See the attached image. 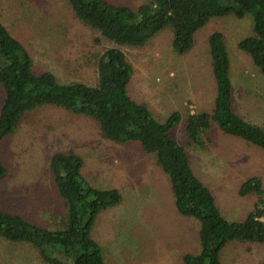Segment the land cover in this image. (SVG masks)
Returning <instances> with one entry per match:
<instances>
[{
	"label": "rangeland",
	"instance_id": "rangeland-1",
	"mask_svg": "<svg viewBox=\"0 0 264 264\" xmlns=\"http://www.w3.org/2000/svg\"><path fill=\"white\" fill-rule=\"evenodd\" d=\"M136 11L144 0H106ZM0 20L29 52L33 71H51L62 83L97 82L89 63L95 52L114 47L74 16L66 0H0ZM224 36L230 61L234 112L264 130V75L238 48L253 34L252 16L212 18L195 35L192 50L176 54L169 29L142 48L117 46L132 63L130 95L146 103L159 122L173 112L181 115L171 135L184 147L194 173L217 199L223 216L239 221L251 211L255 196L240 197V185L261 177L264 151L223 135L215 124L205 147L189 143L184 134L188 113L211 112L216 94L208 55V37ZM0 87V106L2 103ZM73 151L84 161L82 175L98 189H117L122 202L101 214L91 237L102 247L105 264H182L185 253L198 252V224L181 216L173 205L169 178L135 143L119 144L103 137L97 123L59 108L45 106L25 115L0 143L7 176L0 181V208L42 228L55 230L65 221L49 171L57 152ZM264 221V218L262 219ZM264 244H229L222 264H259ZM0 264H46L26 243L0 238Z\"/></svg>",
	"mask_w": 264,
	"mask_h": 264
},
{
	"label": "trees",
	"instance_id": "trees-1",
	"mask_svg": "<svg viewBox=\"0 0 264 264\" xmlns=\"http://www.w3.org/2000/svg\"><path fill=\"white\" fill-rule=\"evenodd\" d=\"M75 18L114 47L95 52L89 63L96 67L97 82L62 83L51 71L35 74L27 49L0 20V143L19 126L25 115L52 106L95 121L104 138L135 143L169 178L173 205L183 217L198 224V252L185 253L182 264H222L221 253L229 244H264V189L261 177L251 176L240 185V197L255 196L253 208L239 221H229L217 199L194 173L188 155L172 129L181 121L179 112L159 122L146 103L134 99L128 85L132 63L117 46L142 48L160 32L169 29L171 46L186 55L197 32L212 18L251 15L253 34L239 42L264 75V0H144L136 11L106 0H66ZM208 55L216 94L211 112L188 113L184 134L200 148L209 140L211 124L230 138L264 151V130L237 115L232 105L230 61L224 36L208 37ZM84 161L74 153L57 152L49 171L65 211V221L55 230L34 225L18 214L0 208V238L26 243L36 249L46 264H105L102 247L91 237L96 219L122 202L117 189H98L82 175ZM0 159V181L7 176ZM259 264H264V260Z\"/></svg>",
	"mask_w": 264,
	"mask_h": 264
}]
</instances>
